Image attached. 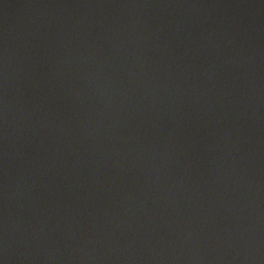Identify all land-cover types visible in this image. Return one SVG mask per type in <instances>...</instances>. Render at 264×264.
Here are the masks:
<instances>
[{
  "label": "water",
  "instance_id": "1",
  "mask_svg": "<svg viewBox=\"0 0 264 264\" xmlns=\"http://www.w3.org/2000/svg\"><path fill=\"white\" fill-rule=\"evenodd\" d=\"M0 264H264V0H0Z\"/></svg>",
  "mask_w": 264,
  "mask_h": 264
}]
</instances>
